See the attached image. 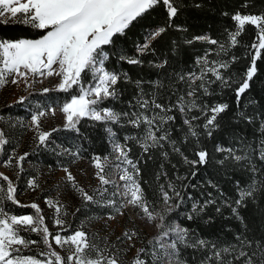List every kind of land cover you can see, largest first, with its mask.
Masks as SVG:
<instances>
[{
    "label": "trees",
    "instance_id": "trees-1",
    "mask_svg": "<svg viewBox=\"0 0 264 264\" xmlns=\"http://www.w3.org/2000/svg\"><path fill=\"white\" fill-rule=\"evenodd\" d=\"M179 5L177 16L171 21V27L151 42V50L140 53L138 45L143 44L148 32L158 27L167 26L168 14L162 0L143 17L133 22L123 36L114 37V45L105 46L109 58L105 62L108 70L121 75L115 86L118 91L117 99H106L100 108H109L116 112H140L152 115L159 113L149 105L148 109H140L136 101L143 89L144 98H155L171 111L168 115L175 120L161 124L157 135L167 134V139L147 151L142 147L145 125L139 128L127 122L122 117L120 123L102 124L100 122L82 119L78 125L79 132L59 129L52 134L47 146H38L27 151L26 161L34 166L50 169H60L69 166L74 154L88 163H93V157L100 160L112 157L111 141L119 142L128 149V158L139 169L137 177L145 197L156 212H163L167 207L162 199V189L172 195V185L183 198L179 208H172L165 223L180 225L189 229V241L203 239L209 242L207 247H185L178 243L177 261L184 264H217L213 259L206 261L214 251L229 248V253H221L225 261L232 264H245L248 257L254 264H264V160L260 158V151L264 145V50L261 58L256 60V73L249 88L237 97L236 90L245 78V73L251 64L254 49L251 45L256 42L258 29L254 25H246L237 44L232 45L229 33L236 30V22L232 16L240 14H264V0H176ZM199 5V7H197ZM227 13V15H225ZM43 33L22 23L0 24V39L2 38H39ZM207 35L216 39L218 45L207 41L197 40L191 44L185 41L195 36ZM219 45L225 46L221 51ZM136 57L141 64H129L119 59V55ZM207 58L210 62H228L227 69L220 72L226 83L208 73L205 80L209 95L203 94L202 88H197L196 95L188 96L191 90L189 75L200 74L202 65L198 59ZM235 57V59H233ZM167 61L163 67H158ZM123 74H127L125 80ZM183 76L184 79H180ZM85 82L90 81V75H84ZM140 81V87L136 82ZM196 80L192 87L200 85ZM76 92L70 93L58 90L51 91L42 99L38 95H29L21 103L3 107L0 114L3 117L28 119L30 114L26 108L28 101L49 100L52 105H62ZM183 96L185 101L195 100L200 107L186 109V113L178 110L177 101ZM227 104V109L217 116L212 135L208 136L203 125L207 116L201 111L204 106ZM211 115V113H208ZM193 116L199 117L191 123L198 133L192 136L189 126L184 120ZM111 128L110 134L106 129ZM13 141V132H11ZM127 138V139H126ZM11 148V147H9ZM232 149L235 155L246 157L237 161L227 151ZM9 151L4 145L3 151ZM64 150V151H63ZM204 150L208 153L207 163L193 165L187 161L198 160L197 153ZM78 153V154H77ZM223 161V163H221ZM7 181L0 175V187H5ZM106 186V185H101ZM254 186L252 195L246 197L243 203L237 204L241 191ZM115 193V191H114ZM113 195L112 200L116 201ZM177 197L173 201L179 200ZM104 203L77 202L75 212L70 216L71 231L78 223H89L91 219L108 216ZM197 211L193 212V206ZM5 209L10 214L36 215L35 210L28 206H18L5 201ZM236 212H233V209ZM191 216L192 219H188ZM161 223V222H160ZM93 243L101 250L107 249L105 255H116L117 250L113 241L99 236L96 231L85 230ZM156 236H145L141 231L136 232L139 244L138 254L145 264H160L151 259L152 249H155ZM250 244V246H248ZM215 245V249L212 248ZM114 246V247H113ZM143 249V252L140 250ZM248 253L247 257H240V252Z\"/></svg>",
    "mask_w": 264,
    "mask_h": 264
},
{
    "label": "snow or ice",
    "instance_id": "snow-or-ice-1",
    "mask_svg": "<svg viewBox=\"0 0 264 264\" xmlns=\"http://www.w3.org/2000/svg\"><path fill=\"white\" fill-rule=\"evenodd\" d=\"M161 0H0V24L22 23L33 29L40 30L43 34L39 38H2L0 39V88L9 82L19 84L23 81L28 87H31V81L37 77H59L57 90L63 93H70L75 88L76 92L71 95L70 99L64 102L61 106V111L65 114L66 123L64 128L70 131L79 132L78 125L82 119H88L102 124L120 123L122 117H127V122L134 127L139 128L142 124L144 135L141 138L142 147L147 151L150 147L159 144L161 140L167 139V134L157 135L161 124L175 120L174 116L168 115L171 108L160 104L153 97L145 99L143 89L136 103L140 109H148L149 105L155 109H159V113L152 115L140 112H116L109 108H100V105L106 99H117L118 91L117 83L121 79V75L110 71L106 68L105 62L109 58L108 51L105 46L114 45V37L117 35L123 36L126 30L133 25V22L138 18L143 17L145 13L153 9ZM168 14L167 26L158 27L147 33L144 43L138 45V50L143 53L146 50H151V42L157 37H160L167 27H171V21L177 16L179 5L176 0H162ZM199 7V5H197ZM227 15V13H225ZM236 22V30L229 33L231 44H237V37L241 35L246 25H254L258 29L256 42L251 45L254 49L252 54L251 64L248 67L245 78L240 83L236 90L237 97L249 88V81L252 80L256 73V60L261 58V50H264V14H240L236 13L232 16ZM207 41L212 45H218L216 39H211L207 35L195 36L186 40L188 44L194 41ZM221 51H225L224 45H219ZM119 59L126 60L129 64H141L142 61L136 57H128L123 54L119 55ZM235 59V57H233ZM202 65L199 75L192 73L188 79L191 81L188 96H195L197 88L203 89V94L209 95L207 84L212 83L210 80H205V76L211 73L216 80L226 83L225 78L221 74V69L229 67L228 62H210L207 58H201L197 61ZM167 61H164L158 67H163ZM55 66V67H54ZM90 75V81L85 82L84 75ZM127 80V74H123ZM180 79H184L183 76ZM196 80L201 83L197 87H192ZM137 87H140L141 82H136ZM51 89L44 88L43 92L48 93ZM27 97H21L18 101L23 104ZM178 110L186 113V109H196L200 107L196 101H185L184 97H179L177 101ZM227 104H216L215 106H204L201 111L207 116L206 122L203 125L208 136L212 135L216 124L217 116L227 109ZM52 114L54 110L50 109ZM211 113V115H208ZM47 113L38 110L31 115V124L37 130V140L39 145L47 146L52 131H42L41 118ZM199 117L193 116L190 119H185L184 123L189 126V132L192 136H198L191 121ZM110 134L111 128L106 129ZM261 131L264 132V124L261 125ZM127 139V138H126ZM8 141L5 138V132L0 130V150H3ZM264 145V140L261 141ZM227 151L240 161L246 159L240 155H235L232 149H221ZM113 151L117 153L116 160L119 161L115 166L120 168L121 164L129 165L121 169L122 174L120 179L125 181L123 185L124 191L113 193V195H121L125 198V204H131L139 208L148 221L159 219L161 223L158 227L162 230L157 241L174 234L176 239L169 244H161L163 249H172V253L166 255H178L177 244H183L185 247H207L209 242L199 239L195 242L189 241V229L176 224L165 223L167 217L171 214L172 208H179L183 198L180 197V192L172 185H169L172 195L162 189V199L167 206L163 212H156L151 207L150 202L145 197L140 183L137 179L139 169L136 164L128 158V149L126 146L113 141ZM78 154V153H77ZM27 153L18 157V167L23 169V161L27 158ZM198 160L187 161L193 165L207 163L208 153L200 150ZM260 158L264 160V147L261 148ZM95 168L98 170L97 177L101 185L112 183L104 174L105 165L100 162V157H93ZM223 163V161H221ZM67 173V179L73 182L75 179ZM7 181L6 187H0V264H118L115 255H105V250H101L98 245L92 242L88 234L80 229L74 230L73 234L66 237L60 234L53 235L45 226L44 217L41 214V209L36 203H32L30 207L35 210L36 215H16L10 214L5 209V201H10L18 206L20 202L16 199V188L12 181L7 177H2ZM29 187L35 189L38 187L35 179L29 181ZM119 188V186H117ZM77 191L81 193L82 198L86 202L104 203V201H96L94 195H89L82 188L77 187ZM255 190L254 186L241 191L240 199L237 204L243 203L246 197L252 195ZM97 192L103 197L107 192L106 188L97 189ZM179 197V200L173 201ZM48 206L55 209L56 218L55 224L63 228L64 220L60 218L61 207L59 202L47 201ZM107 203L115 204V201L108 200ZM196 206H193V212H196ZM236 212V209H233ZM120 214H123L122 212ZM64 215H67L65 212ZM111 218V217H110ZM188 219H192L191 216ZM30 231L43 233V243L48 251L40 253L46 259H38L34 255H25L22 251L32 244H37L38 241L27 240L21 236V231ZM128 239L131 236L126 232L124 234ZM51 237V241L49 239ZM52 241L61 249H65L67 245L66 255L62 256L52 247ZM250 246V244L248 245ZM114 247V246H113ZM215 249V245H212ZM144 250L141 249L140 252ZM230 249L225 247L219 251H214L211 256L206 258L207 262L216 260L217 264H232L231 261H225L221 253H229ZM155 256V253L153 254ZM240 257H247L248 253L241 251ZM134 264H145V261L140 258L139 254L134 261ZM176 264H184L182 261H177ZM202 264L206 262L202 261ZM245 264H254L251 257L245 261Z\"/></svg>",
    "mask_w": 264,
    "mask_h": 264
},
{
    "label": "rangeland",
    "instance_id": "rangeland-1",
    "mask_svg": "<svg viewBox=\"0 0 264 264\" xmlns=\"http://www.w3.org/2000/svg\"><path fill=\"white\" fill-rule=\"evenodd\" d=\"M55 67V66H54ZM0 88V109L19 103L21 97H28L29 95H38L44 99L45 95L51 91L57 90L59 83V77H37L31 81V87H28L23 81L19 84H13L10 82ZM49 88L50 92L44 93L43 89ZM62 105H52L49 100L47 101H28L26 108L29 111L28 119L21 118H9L3 117L0 114V130L5 132V138L7 139V145L9 151H3L4 154L0 157V175L2 177L7 176L16 188V199L20 202V205L28 206L32 203H36L41 209V214L44 217L45 226L48 227L49 232L53 235L60 234L61 236H68L73 234L74 230L71 231L69 225L70 216L75 212V205L77 202L85 201L81 193L76 190L77 187L82 188L89 195H94V199L112 200L113 193L124 191L123 185L125 181L120 179L122 174L121 169L127 167L129 171H132L131 167L126 164H121L120 168L115 165L119 163L116 160L117 153L113 151V140L111 141L112 157L100 160L105 165L104 174L112 182L106 186H102L107 189V192L102 197L97 189L102 188L100 181L97 177L98 170L95 168V161L88 163L83 159L79 158L74 154L71 158L69 166L60 169L44 168L42 166H34L29 164L26 159L23 161V169L18 167V157L27 153L29 149H34L38 146L37 130L35 126L31 124V115L38 110L45 111L47 114L41 118V129L42 131H52V129H63L66 123L65 114L61 111ZM54 110L55 114H52ZM13 132L14 138L11 135ZM52 132V134H54ZM51 137L49 138V140ZM48 140V141H49ZM11 147V148H9ZM0 150V154H1ZM64 151V150H63ZM67 169L68 172L75 179V186L73 182L67 179V173L64 171ZM35 179L38 187L35 189L29 187V181ZM119 186V188H117ZM6 187V186H5ZM118 198L115 204L103 205L104 209L108 213V216H103L98 219H91L89 223L83 222L78 223L75 226V230L80 229L83 226L85 231L87 228L92 231H96L99 236L105 237L108 241H113L115 247V253L120 258L118 264H134L135 258L132 256L137 255L139 244L136 241V232L141 231L145 236H156L155 249H152L151 259L159 262L160 264H176L177 260L175 256L166 255L172 253V249H163L160 247L161 244H169L175 240L174 234L157 241V238L161 235V229L158 227L160 220L148 221L142 211L131 205L125 204V198L121 195H116ZM59 202L61 207L60 218L64 220V226L61 228L55 224L56 212L55 209L48 206L47 201ZM67 215H64V213ZM123 214H120V213ZM111 217V218H110ZM128 233L131 239H128L124 234ZM21 236L27 240L38 241L37 244H32L28 248L22 249L25 255H34L38 259L44 260L45 256L39 255L40 253H46L48 251L46 245L43 243V233L21 231ZM51 241V237H49ZM52 247L60 255H66L67 245L65 249H61L55 245L52 241ZM155 253V256L153 255ZM115 255V254H113ZM116 257V255H115Z\"/></svg>",
    "mask_w": 264,
    "mask_h": 264
}]
</instances>
